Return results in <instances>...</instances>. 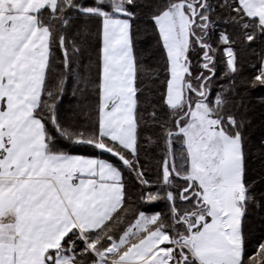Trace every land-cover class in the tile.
I'll list each match as a JSON object with an SVG mask.
<instances>
[{
	"label": "snow or ice",
	"instance_id": "6c2138e0",
	"mask_svg": "<svg viewBox=\"0 0 264 264\" xmlns=\"http://www.w3.org/2000/svg\"><path fill=\"white\" fill-rule=\"evenodd\" d=\"M238 38L264 45V0H0V264H264V112L257 135L240 96L264 88V54L237 85ZM69 86L88 126L61 110Z\"/></svg>",
	"mask_w": 264,
	"mask_h": 264
},
{
	"label": "trees",
	"instance_id": "16d2710c",
	"mask_svg": "<svg viewBox=\"0 0 264 264\" xmlns=\"http://www.w3.org/2000/svg\"><path fill=\"white\" fill-rule=\"evenodd\" d=\"M147 2H152V0H147ZM141 11L143 16L135 24V27L137 28L136 36L138 47L144 51L145 59L143 62L150 68H158L163 62L160 59V55L155 52V36L152 31V25L147 20V15L150 12V9L144 8ZM237 45V55L241 71L236 77V83L237 85H241L250 77L255 75L253 66L256 65L258 67V61L261 55L264 54L262 53L264 45H261L259 41L253 44L241 42L239 38L237 39ZM220 70L222 71L223 69L221 68ZM149 75H151V73ZM163 80L164 76H161L160 81L147 82L150 83L153 88H156L158 92H162L163 88L161 87V83ZM217 83H226V81L218 80ZM77 96L80 97V100L73 99L72 89L71 86H69L64 98V103L61 105V110L65 116H71L75 114L77 116V124L88 126L92 121L95 120V113L92 108L88 106L90 103H92V101L90 99H83V97L88 96L86 90L81 93H77ZM240 96L243 97V104L252 113L251 118L254 119L253 130L257 135H259L262 129L261 113L264 112V88L260 86L249 87L247 91L241 90ZM232 99L236 100L237 103L241 102L239 97H233ZM256 150L257 149H253V151ZM175 151L177 155H179V153L182 151L179 141H177L175 145ZM78 154L96 155L102 159L113 160V156L110 153H102L100 150L93 149L91 146H79ZM141 157L145 171L151 173L154 177L162 162V149L160 147L149 149L147 155L142 152ZM125 179L127 180L129 192L136 193L138 191V189L135 187L136 181L133 179V176L127 173V171H125ZM134 207H139V205H134ZM167 209V202L163 200L155 202V206L150 207L148 205H144L142 208L144 211H160L162 213L166 212ZM125 219L127 222H130L133 219L131 211H129V213L125 216ZM260 241H264V233L260 231L259 227L252 228L249 248L254 249L255 245ZM249 255H252L251 251L249 252Z\"/></svg>",
	"mask_w": 264,
	"mask_h": 264
}]
</instances>
